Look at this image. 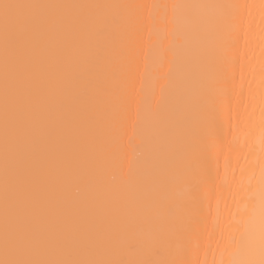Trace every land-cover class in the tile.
Masks as SVG:
<instances>
[{
  "label": "snow or ice",
  "instance_id": "1",
  "mask_svg": "<svg viewBox=\"0 0 264 264\" xmlns=\"http://www.w3.org/2000/svg\"><path fill=\"white\" fill-rule=\"evenodd\" d=\"M253 7L0 0V264H209L184 253L199 248L214 141L232 119V51ZM241 216L227 264H264V181Z\"/></svg>",
  "mask_w": 264,
  "mask_h": 264
},
{
  "label": "bare ground",
  "instance_id": "2",
  "mask_svg": "<svg viewBox=\"0 0 264 264\" xmlns=\"http://www.w3.org/2000/svg\"><path fill=\"white\" fill-rule=\"evenodd\" d=\"M12 2L45 4H247L253 5L251 17L240 33L234 56V84L229 113L231 123L221 130L214 141L212 158L211 196L202 203L201 235L199 248L187 246L184 258L188 260L227 261L237 259L235 253L224 251L229 232L242 219L241 213L258 203L261 182L264 181V0H12ZM214 14L216 10H208ZM247 12V10H246ZM246 33V35H245ZM152 80L145 81L150 90ZM223 87L222 84L217 85ZM178 199L191 195V186H177ZM235 214V215H234ZM4 68L3 41L0 37V259L4 257ZM211 234V236H209ZM146 241L147 236L143 237ZM176 247H186L183 241L174 242ZM140 255L144 250H140Z\"/></svg>",
  "mask_w": 264,
  "mask_h": 264
}]
</instances>
